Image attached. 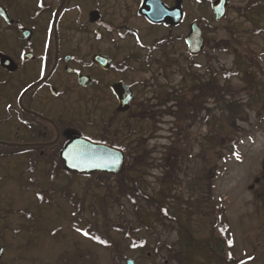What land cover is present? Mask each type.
Wrapping results in <instances>:
<instances>
[{
  "label": "flooded vegetation",
  "instance_id": "flooded-vegetation-1",
  "mask_svg": "<svg viewBox=\"0 0 264 264\" xmlns=\"http://www.w3.org/2000/svg\"><path fill=\"white\" fill-rule=\"evenodd\" d=\"M145 1L0 0V264H49L29 255L40 233H62L63 239L65 232L77 233L69 218L77 216L72 173L60 158L73 137L139 152L143 121L150 137L161 131L164 117L204 126L202 103L219 96L217 84L205 90L199 83L205 53L212 52L204 36L215 0H180L176 11V0H160L171 23L142 15ZM247 4L238 13L258 12L264 21L262 0ZM192 25L204 40L198 56L188 48ZM253 55L250 87L258 66ZM257 75L264 83V68ZM61 184H69V192L61 194ZM45 212L53 215L48 222Z\"/></svg>",
  "mask_w": 264,
  "mask_h": 264
},
{
  "label": "rangeland",
  "instance_id": "rangeland-1",
  "mask_svg": "<svg viewBox=\"0 0 264 264\" xmlns=\"http://www.w3.org/2000/svg\"><path fill=\"white\" fill-rule=\"evenodd\" d=\"M250 1L255 0L232 1L234 7L224 20L216 22L213 18L207 24L204 37L214 45L218 44L215 48L219 51L211 57V63L205 57L204 65H210L212 71L208 73L204 69V75L199 74V83L206 86L208 80L214 78L218 88L225 93H220L219 104L212 99L202 103L205 109L211 110L209 116L206 111L200 114L205 116L206 126L177 124L171 117H164L159 127L161 131L154 132L158 137H150L149 123H141L140 149L158 148L146 158L149 166L154 168H145L143 191L166 209L163 215L159 209L137 198L140 214L148 219L152 228L150 234L145 231L133 233V228L139 225L135 216L138 210L125 197L116 202L118 188L115 183L110 185L112 190L107 197L103 189L91 186L92 191L84 198L90 180L85 176L68 177L74 184L75 200L83 201L82 219L91 222L92 231L96 228L103 236V227L108 221L111 224L123 222L128 225L129 236L133 233L130 237L146 239L145 248L132 249L133 238L113 230L108 233L109 248L95 245L81 233L65 232V239L62 233L55 238L40 233L34 249L29 251L30 256L43 257L49 264H56L57 260H53L59 257L60 264H69V261L73 264H126L128 260L135 264H264V173L261 171L264 83L257 75L259 68H264V21L258 12L246 17L236 10L249 6ZM262 2L264 4V0ZM207 14L208 11L203 10V15ZM249 55H253L258 63L252 71L255 82L251 87L247 83L251 74L248 72ZM229 71L231 75L227 79L225 73ZM190 80L194 79L189 78V85ZM190 99L189 93L185 100L190 102ZM227 104H233L236 113L231 114ZM190 109H186L188 114ZM176 149L185 152L186 158L174 157ZM234 153L239 154V160ZM130 154L132 158L137 157L136 153ZM256 178L261 181L249 190ZM68 186L61 184L60 191L69 192L65 188ZM104 197L107 200L101 203ZM61 207L68 214L69 209L62 202ZM44 216L48 217L44 222H48L53 215L45 212ZM69 218L76 223L80 221L77 216ZM58 221L64 226V217ZM223 222L227 226L225 243L218 226ZM228 239L234 241L231 248L226 243Z\"/></svg>",
  "mask_w": 264,
  "mask_h": 264
},
{
  "label": "trees",
  "instance_id": "trees-1",
  "mask_svg": "<svg viewBox=\"0 0 264 264\" xmlns=\"http://www.w3.org/2000/svg\"><path fill=\"white\" fill-rule=\"evenodd\" d=\"M230 75L231 74L229 73H225V77L227 79L230 78L229 77ZM226 106H227L226 108L229 110L231 114L236 113L237 108H235L233 104L231 105L227 104ZM126 154H127V163H126V171L124 173L118 174L117 176H106L103 174L89 175L87 177H89L90 182L86 186L87 187L86 191L88 193L92 189V187H97V189H103L107 197V195H109L112 190L111 189L112 186L110 185L112 183H115L116 184L115 186L118 188L116 192L117 196H115L116 201L118 202L117 200L118 198L125 197L128 200V202L131 205H133L136 210H138L135 213L136 214L135 216L138 217L139 225L133 228L134 229L133 233L136 232L137 234H139V233H142V231H145L148 234H150L152 228L149 224L148 219L140 214V211L136 204L137 198L140 197L141 199L146 201L147 205H152L155 208L159 209V211L163 215L166 213V209L163 205L159 204V202L156 199L149 197V195L147 196L143 191V184H144L143 178L146 175L145 168L152 167L151 165L149 166V164L146 161L148 152L142 150L141 152L136 153L137 157H135L134 159H132L131 154L129 153H126ZM106 200L107 199L105 197L101 198V203H104V201ZM165 216H168V215H165ZM218 226H219L220 233L225 234V231H222V230H226V227H227L226 224L223 222L222 225L220 223L218 224ZM103 228L105 232V235L103 236H101V233H99V231H97L96 228H94L93 230V237H98L99 239H101V241L106 242V243H100L96 239H93V242H95L96 244L102 247L109 248L107 244L110 245L111 240L109 238L110 236L108 233L109 231H112V230L119 234H123L124 237L126 236L129 238H133V243H135L138 246L137 247L131 246L132 249H136V248L143 249L146 246L145 238H141V236L140 237H130L133 235V233L130 234L129 236L128 225H123V222L111 224L110 221H108V223ZM141 244L143 245L142 247L139 246Z\"/></svg>",
  "mask_w": 264,
  "mask_h": 264
},
{
  "label": "water",
  "instance_id": "water-1",
  "mask_svg": "<svg viewBox=\"0 0 264 264\" xmlns=\"http://www.w3.org/2000/svg\"><path fill=\"white\" fill-rule=\"evenodd\" d=\"M147 1V0H146ZM144 2L141 13L143 15H146L152 22L154 23H160V22H166L169 23V16L167 15V11L157 2L156 6L149 5V2ZM150 1V0H149ZM177 5L176 8L179 7L180 0H176ZM227 0H217L213 5V9L216 12V17L218 19L222 18L224 16V10L226 8ZM162 7V8H161ZM154 8L153 11H146ZM188 45L189 50L192 55H197L202 51V38L201 33L199 30H194L193 27H191V32L188 37ZM80 146V148L86 152H89L90 155L95 156H105L106 154L110 153L113 157L119 158V163L113 165L112 161H108V166L106 167H95L92 166L93 164H103V160H95V159H74V149ZM65 150L61 152L60 157L61 160L64 162V167L68 169L69 171L79 174V175H85L90 173H104L107 175H116L122 171L123 164H124V154L121 151H118L116 149L110 148L105 145L100 144H94L90 141L81 139L79 137H76L72 139V141L65 146ZM75 164L76 167H73L72 165ZM262 170L264 172V157L262 161ZM255 184L259 183V179H256L254 181ZM253 187H250L251 189ZM127 264H134L133 261L129 260Z\"/></svg>",
  "mask_w": 264,
  "mask_h": 264
},
{
  "label": "snow or ice",
  "instance_id": "snow-or-ice-1",
  "mask_svg": "<svg viewBox=\"0 0 264 264\" xmlns=\"http://www.w3.org/2000/svg\"><path fill=\"white\" fill-rule=\"evenodd\" d=\"M143 2V0H142ZM235 157L237 160L240 159L239 154L238 153H234ZM74 159H95V160H103L104 163L103 164H93L92 166L95 167H106L108 166V161L111 160L113 165L119 163V158L118 157H113L110 153L106 154L105 156H95V155H90L89 152H86L84 150H82L80 148V146H77L74 149ZM73 167H76L75 164L72 165ZM37 197L38 199H43V196L39 193H37ZM166 214V213H165ZM73 215H75V213H73ZM77 232H80L82 235L89 237V238H93L96 239L98 242L100 243H106L105 241H101L98 237H92L91 234L87 231H84L83 229L77 227L76 228ZM222 231H226V230H222ZM227 245L229 248H231L233 246L234 241L232 239H228L226 241ZM138 245H136L135 243L132 244V247H137ZM140 247H142L143 245H139ZM231 253H229V259H231ZM243 264V262H242Z\"/></svg>",
  "mask_w": 264,
  "mask_h": 264
}]
</instances>
